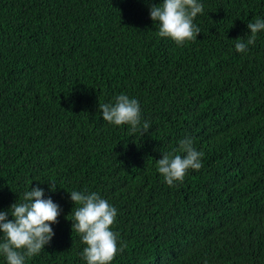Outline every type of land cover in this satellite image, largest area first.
<instances>
[{
    "label": "trees",
    "instance_id": "obj_1",
    "mask_svg": "<svg viewBox=\"0 0 264 264\" xmlns=\"http://www.w3.org/2000/svg\"><path fill=\"white\" fill-rule=\"evenodd\" d=\"M202 2L178 46L146 0H0V210L37 184L63 210L26 264H84L73 189L117 208L110 264H264V31L234 47L264 0ZM120 93L142 136L102 119ZM186 136L202 167L169 186L156 160Z\"/></svg>",
    "mask_w": 264,
    "mask_h": 264
},
{
    "label": "clouds",
    "instance_id": "obj_2",
    "mask_svg": "<svg viewBox=\"0 0 264 264\" xmlns=\"http://www.w3.org/2000/svg\"><path fill=\"white\" fill-rule=\"evenodd\" d=\"M146 2L158 37L168 38L180 46L195 40L201 33L194 21L204 12L202 0ZM247 29V39L239 38L234 45L237 52L246 53L249 46L255 44L257 35L264 31V16L249 21ZM99 109L104 121L114 126H127L130 136L136 133L142 136L151 128L150 121L142 119L139 101L125 93L100 104ZM202 156L191 137L186 136L179 141L178 149L161 153V158L156 160L157 171L167 185L174 186L184 180L190 169L202 167ZM48 190L54 192L56 185L49 183ZM67 193L76 205L74 211L71 209L70 220L72 230L75 229L84 245L80 253L82 261L84 264H110L120 250L118 234L111 227L117 217V208L95 191L73 189ZM62 211L51 196H45V189L39 184L28 186L22 198L8 209L0 210V257L4 264H26L28 258L44 250L55 236L53 225Z\"/></svg>",
    "mask_w": 264,
    "mask_h": 264
}]
</instances>
